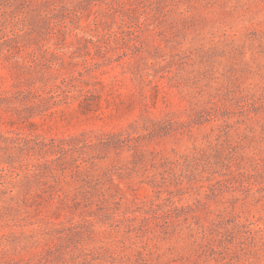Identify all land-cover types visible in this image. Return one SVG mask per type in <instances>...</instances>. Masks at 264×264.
<instances>
[{"label":"rangeland","instance_id":"1","mask_svg":"<svg viewBox=\"0 0 264 264\" xmlns=\"http://www.w3.org/2000/svg\"><path fill=\"white\" fill-rule=\"evenodd\" d=\"M0 264H264V0H0Z\"/></svg>","mask_w":264,"mask_h":264}]
</instances>
